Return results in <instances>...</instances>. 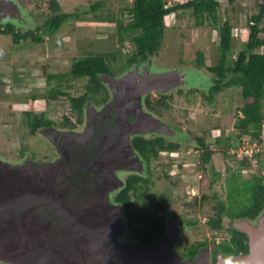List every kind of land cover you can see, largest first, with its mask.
<instances>
[{
	"label": "rangeland",
	"instance_id": "1",
	"mask_svg": "<svg viewBox=\"0 0 264 264\" xmlns=\"http://www.w3.org/2000/svg\"><path fill=\"white\" fill-rule=\"evenodd\" d=\"M18 1L21 5H27L32 24L23 26L16 22L12 23L16 25V29L22 31L29 29L37 31L43 41L37 43L30 39L16 42L12 35L3 34L0 29V155L12 162L22 161L28 152L40 159L46 154L52 156L55 154L59 157L60 153L57 155L53 153L55 147L49 137L40 133L30 139L27 137L28 124L25 121V111L30 98L28 93L32 94L35 91L40 95L37 112H45L46 116L59 126L58 129L64 128L60 124L62 115L68 113L74 115L71 100L66 95L57 100L41 99V95L48 91L46 78L50 74H65L63 79L59 77L53 79L52 86L61 87L70 96L77 97L83 94L87 80L73 77L70 70L74 61L95 54L113 53L120 56L119 52L122 51L119 50L122 49V45L115 32L116 19L107 16L109 12H117L118 18L128 20L127 16L120 17L118 11L123 6L131 5L133 0H105L106 6L98 10L99 17L84 14L92 3L99 0H58L65 12H78V16L68 18L53 34L47 33L44 26L49 13L45 0ZM167 1L172 5L174 2L184 0ZM219 1L225 2V0ZM239 1H236L232 7H219V22L206 19L198 25L195 23V17L189 12L191 10L180 11L182 13L180 17L176 14L168 16L166 19L168 31L162 48L153 57L155 67L158 70L176 67L189 69L192 66L182 65L180 61L195 60L198 50L206 54V64H216L219 58L220 38L218 24L226 18H229L234 26L232 29L234 51L240 50L245 43V37H240L238 30V27L244 26L240 19L245 20L246 15L250 14L253 8L250 0H241L243 5ZM40 4H42L40 8L44 7L45 11L36 8ZM39 12L43 13L39 14ZM103 16H106V21L102 20ZM5 22L7 21L0 22V25ZM131 44L126 41L125 47ZM258 51L263 52L264 47L259 48ZM120 64V61L114 60V66ZM210 77L212 78V75L204 68L199 71L197 77H192L190 82L194 87L207 89ZM176 90L166 93L174 95L170 109L163 114L155 113L182 132L183 136L180 138L167 137L173 142H178L180 148L177 151H163L159 157L152 159L149 176L153 180L150 187L151 197L166 194L171 206L167 219L172 217L184 228L181 242H177L176 247L179 253H185L187 249L191 246L196 247L201 241L206 240L210 245L228 238L226 231L210 229L207 221L216 211L217 200L214 194L218 193L220 198L226 199L228 186L234 189L232 182L225 180L227 168L230 167L231 170L237 168V161L241 159L238 156L244 155L246 151L241 144L237 154H234L235 151L232 150L234 146L231 148L232 145L227 141V137L235 131L234 126L238 119L237 108L243 105L240 88L224 91L214 103L203 102L196 97H192V101L187 103V98L175 94ZM95 99L98 101L97 97ZM197 136H204L212 145L210 147L212 157L207 164L203 161L201 148L196 146ZM252 148L254 153L260 152V154L249 157L254 159L253 166L249 170L243 169L241 174L244 179L251 176V173L264 174V165L260 162L264 160V145L257 147L253 145ZM6 154L8 157L5 156ZM29 156L33 157L32 154ZM216 173H220L221 178L212 184ZM204 196L210 198L203 200ZM171 209L176 211V218L171 215ZM190 220L196 221V226H190L188 224ZM225 223L228 225V220Z\"/></svg>",
	"mask_w": 264,
	"mask_h": 264
},
{
	"label": "trees",
	"instance_id": "2",
	"mask_svg": "<svg viewBox=\"0 0 264 264\" xmlns=\"http://www.w3.org/2000/svg\"><path fill=\"white\" fill-rule=\"evenodd\" d=\"M45 1L49 11L44 24L47 33L53 34L68 18L78 16V12H65L58 0ZM107 1L99 0L92 3L90 9L86 10L84 14L99 17L98 10L105 7ZM236 1L239 0H225V2L219 0H184L169 5L167 0H133L131 5L123 6L118 11L120 17L127 16L129 17L128 20L118 18L117 12H109L107 16V18L111 16V18L116 19L115 32L120 45H122V49L119 50L122 51L119 52V54L121 53L120 56L113 55V53L110 55L95 54L76 59L70 72L73 77L87 80L84 84L85 92L77 97L70 96L61 87H54L51 84L53 79L57 77L63 79L65 74H50L46 78L48 91L40 98L49 101L50 99L57 100L61 96H68L74 115L63 114L60 124L63 127H74L77 121L82 122L84 105L88 100L94 102L107 100L109 94L106 86L100 80V74L117 75L124 73L134 64L147 61L159 53L168 31L166 26L168 16L176 14L177 17H180L182 14L180 11L191 10L189 12L195 17V23L198 25L206 19L219 22V7H232ZM250 2L253 8L252 12L246 15L245 20L240 19V22L244 24L243 27L246 28L243 47L234 51L233 23L229 18L221 21L218 24L220 30L219 58L216 64H206V54L202 50L197 51L195 60L189 61L190 63L185 60L180 61L182 65L192 66L189 69L202 71L205 68L208 70L212 75V78L210 77L211 82H208V88L182 87L175 92V94L187 98V103L192 101V97L201 99L203 102L214 103L224 91L235 87L240 88L243 105L237 108L238 119L234 126V134L227 137L228 144L232 146L240 145L246 139L250 143L264 145V51H258L259 48L264 47V0H250ZM240 4L243 5L242 2ZM41 6L42 4L36 8L45 11L44 7L40 8ZM105 17L103 16L104 19L102 20L106 21L107 18L105 19ZM0 29L3 34L12 35L16 42L30 39L37 43L43 41L41 36L36 33L37 31L16 29V25L12 22L2 23ZM126 41L132 43L127 48L125 47ZM114 60L120 61L121 64L114 66ZM28 94H30V98L25 111V121L28 124L27 137L30 139L37 135L41 126L55 122L48 118L45 112L36 111L39 107L40 95L35 91ZM96 97L98 101H96ZM173 97L172 93L151 94L146 98V105L150 110L163 114L170 109ZM196 139V146L201 148L203 161L207 164L212 157V150L210 149L212 145L206 141L204 136H197ZM133 144L149 163L152 159L159 157L163 151H177L180 148L178 142H173L167 137L159 135L149 138L136 136L133 139ZM256 154H260V152L253 155ZM253 161L254 159L246 155L237 161V168L233 170L230 167L227 168L225 180L231 181L234 189H231L230 185L228 186L226 199L220 198L218 193L214 194L217 200L216 211L214 215L208 218L207 225L213 231H226L228 233V238L219 244L220 250L226 255L245 254L249 251V244L248 236L244 231L227 225L225 221L243 218L255 220L264 211V174L251 173V176L245 179L241 174L244 168L247 170L252 168ZM260 162L264 165V160ZM220 178V173H216L212 184ZM137 182L131 178L119 198L126 206L125 218L128 220L129 227L127 236L144 245H150L166 232V213L171 206H169L168 198L164 193L151 197L150 187L153 180L150 176L141 179L140 188L134 185ZM207 197L210 198L204 196L203 200ZM137 199L141 200L140 205L137 204ZM171 212V215L176 218V211L171 209ZM196 223L194 220L188 221L190 226H196ZM205 245H208V242L206 240L201 241L196 247L191 246L187 249L185 254L195 256L200 247Z\"/></svg>",
	"mask_w": 264,
	"mask_h": 264
},
{
	"label": "water",
	"instance_id": "3",
	"mask_svg": "<svg viewBox=\"0 0 264 264\" xmlns=\"http://www.w3.org/2000/svg\"><path fill=\"white\" fill-rule=\"evenodd\" d=\"M3 21L32 24L18 0H0V22ZM154 63L150 58L119 76L100 74L111 94L110 101L102 107L91 100L87 102L80 128L56 129L59 138L48 133L54 130L51 127L40 130L57 148L59 159L42 162L29 156L12 162L0 155V264H212V253L218 249L216 243L201 247L195 256L186 259L177 251L184 228L172 217L167 219V231L152 244L144 245L126 236L128 221L121 205L109 211L97 198L92 199L90 206L72 203L65 193L66 187L56 185L49 176L61 161L71 156L76 146L87 150L86 143L94 135L97 121H107L112 135L104 140L103 152L105 147L110 151L124 145L129 152L125 163L132 157L139 158L133 149V136L156 134L175 139L183 136L147 108L145 97L192 87L190 79L197 77L199 70L179 67L158 70ZM103 152L101 159L105 156ZM42 205L52 206L72 225L43 223ZM228 225L247 234L249 251L239 255L220 252L216 264H264V215L257 223L245 218L228 219Z\"/></svg>",
	"mask_w": 264,
	"mask_h": 264
},
{
	"label": "flooded vegetation",
	"instance_id": "4",
	"mask_svg": "<svg viewBox=\"0 0 264 264\" xmlns=\"http://www.w3.org/2000/svg\"><path fill=\"white\" fill-rule=\"evenodd\" d=\"M22 6L23 8H25L27 13L30 12L29 9L27 8V5L25 6V4H22ZM121 74H117V76ZM107 92L109 94L107 100H102L99 103L95 102L97 107H102L110 101L111 94L108 89ZM146 98L147 96L145 97V104H146ZM86 103L84 105V109H83L84 111H85ZM84 111H83L82 122L77 121L75 126L71 128L77 129L82 126L85 120ZM45 127L46 128L51 127L52 129H54L51 131L47 129L49 131L48 133L55 135L57 134L59 138V134L56 131V129H58L59 126H56L55 123L41 126L38 129V133H40V130L44 129ZM108 127H109V123L107 121L103 123L97 121V127L95 128V133L86 143L87 150L80 149L78 146H76L75 149L72 150L71 156L64 161H61L58 168L51 171L49 176L55 180L54 183L56 185L66 187L67 190L65 191V193H67V198L68 200H70V202L86 204L87 206H90L93 203L92 199L97 198L100 199V201L104 202L105 207L109 209V211H112V209L117 210V205H121L123 207L122 210L125 215L126 206L125 203H123V201L120 200L119 198L120 194L123 193L125 188L128 186V182L131 178L135 179V181H138L137 183H134V185L137 186V188H140L139 184L141 183V179L143 177L148 178L150 174V165H149L150 163L137 151V149L134 147V144H133V149L138 153L139 158L132 157L129 163L124 162V160L125 161L126 159L128 160L127 157L129 153L127 149L124 147V145H119L115 149H111L110 151H107V148L105 147V151L103 152L104 140L108 138H112L111 132L109 131ZM154 135L156 134L150 136H144V135H137V136H143L149 138ZM135 137L136 136H133L132 143ZM101 151L105 155L102 156L103 159L100 158ZM53 153H56V155L59 154L56 147ZM29 154H32L33 158L38 159L42 162H51L60 158L58 156H55V154H53V156L46 154L44 158L40 159L34 156L33 153L31 152H28V155L26 154L25 158L29 157ZM5 156L8 157L7 154ZM120 179H122L124 182L121 183ZM103 195H106V198H103ZM140 199L139 200L137 199L136 201L137 204L139 205L141 203ZM263 213L264 211L262 212V214ZM40 214L45 218L43 220V223L49 222V223H57L60 225H69V226L72 225V223H70L63 214L56 211L55 208H53L52 206H48V205L40 206ZM167 214L168 212L166 213V216ZM260 216H258L255 219V221ZM128 228L129 227H127V229ZM178 242L179 243L181 242V237L178 240ZM220 243L216 242V244L218 245V249L217 251L212 253V264H216V259L218 254L220 252H223L220 250L219 247ZM180 253L185 257V259L188 257H193V256H187L183 252Z\"/></svg>",
	"mask_w": 264,
	"mask_h": 264
},
{
	"label": "clouds",
	"instance_id": "5",
	"mask_svg": "<svg viewBox=\"0 0 264 264\" xmlns=\"http://www.w3.org/2000/svg\"><path fill=\"white\" fill-rule=\"evenodd\" d=\"M236 27H238V26H236ZM242 27H243V26H242ZM243 28H244V27H243ZM238 30L240 31V32H239V33H240V37L244 36V35H243V31H242L243 29H240V28L238 27ZM245 30H246V28H244V32H245ZM232 32H233V31H232ZM152 58H153V57H152ZM149 59H150V58H149ZM154 60H155V59H154ZM139 63H141V62H139ZM137 64H138V63L134 64L131 68H133V67H134L135 65H137ZM131 68H130V69H131ZM128 70H129V69H128ZM102 83H103V82H102ZM104 85H105V84H104ZM105 86H106V85H105ZM106 88H107V86H106ZM91 101H92V100H91ZM93 102H94V101H93ZM94 103H95V102H94ZM251 144H254V143H251ZM256 144H257V143H256ZM257 145L259 146V145H261V144H257ZM238 146H239V145H236V146H234V147L231 146V148L233 147V149H234L235 147H238ZM231 148H230V149H231ZM233 149H232V150H233ZM234 154H236V153H234ZM253 154H254V151H253V153H252L251 155H248V156L250 157V156H252ZM244 156H246V155H244ZM244 156H240V158H242V157H244ZM238 157H239V156H238ZM262 215H263V214H262ZM262 215H261V216H262ZM261 216H260V217H261ZM124 217H125V215H124ZM260 217H259V218H260ZM259 218H258L255 222L252 221V220H250V219H249V220H250L251 222H253V223H257V221L259 220ZM127 221H128V220H127ZM127 227H128V223H127ZM128 230H129V228L126 230V236H127ZM181 235H182V234H181ZM127 237H128V236H127ZM180 237H182V236H180ZM180 237H179V239H180ZM128 238H129V237H128ZM129 239H131V238H129ZM131 240H132V239H131ZM135 241H136V240H135ZM248 241H249V238H248ZM138 242H139V241H138ZM205 246H206V245H205ZM202 247H203V246H202ZM200 248H201V247H200Z\"/></svg>",
	"mask_w": 264,
	"mask_h": 264
},
{
	"label": "built area",
	"instance_id": "6",
	"mask_svg": "<svg viewBox=\"0 0 264 264\" xmlns=\"http://www.w3.org/2000/svg\"><path fill=\"white\" fill-rule=\"evenodd\" d=\"M258 146L256 143L255 144H251L250 142H248L247 140H245L243 143H242V146H244V148H245V154L244 155H251L252 153H253V151H254V149L252 148V146ZM239 146H241V144L239 145ZM238 146V147H239ZM238 147H235L234 149H233V151H235L234 153H236L237 154V151H238ZM251 151V152H250ZM244 155H242V156H244ZM240 157V156H239Z\"/></svg>",
	"mask_w": 264,
	"mask_h": 264
},
{
	"label": "crops",
	"instance_id": "7",
	"mask_svg": "<svg viewBox=\"0 0 264 264\" xmlns=\"http://www.w3.org/2000/svg\"><path fill=\"white\" fill-rule=\"evenodd\" d=\"M240 29H243L242 31H243V35H244V28L241 26V27H239Z\"/></svg>",
	"mask_w": 264,
	"mask_h": 264
}]
</instances>
